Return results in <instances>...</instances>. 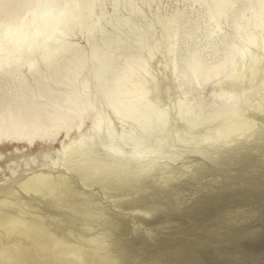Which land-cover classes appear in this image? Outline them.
<instances>
[{
  "label": "bare ground",
  "instance_id": "bare-ground-1",
  "mask_svg": "<svg viewBox=\"0 0 264 264\" xmlns=\"http://www.w3.org/2000/svg\"><path fill=\"white\" fill-rule=\"evenodd\" d=\"M229 1L214 0L210 14L227 13ZM255 1L236 18V34L249 38L242 73L233 70V55L208 64L197 50L178 53L177 27L166 44L175 55L172 79L141 55L133 57L142 72L131 61L119 67L93 44L94 64L108 68H99L94 84L83 81L79 91L90 57L75 50L52 75L68 87L53 106L26 102L0 111V264H126V216L110 207L148 216L177 191L171 182L205 170L207 160L227 165L239 153L264 152V39L247 26L262 25L264 0ZM92 6L93 0H0L13 42L0 50L53 55L72 26L89 27ZM103 42L118 44L111 36ZM218 77L226 78L217 82L222 91L208 96L221 102L202 92L189 96ZM193 153L199 154L185 161Z\"/></svg>",
  "mask_w": 264,
  "mask_h": 264
},
{
  "label": "rangeland",
  "instance_id": "rangeland-1",
  "mask_svg": "<svg viewBox=\"0 0 264 264\" xmlns=\"http://www.w3.org/2000/svg\"><path fill=\"white\" fill-rule=\"evenodd\" d=\"M251 2L256 1L230 0L223 4L227 13L212 16L214 0H93L89 27L80 30L72 26L70 34L58 39L64 46L55 54L45 56L42 49L11 53L0 50V111L8 107L16 110L26 102L29 107L36 103L53 106L55 95L68 87L52 75L75 50L90 57L79 79V91L85 81L94 84L99 68L106 72L108 68L94 64L92 55H98L91 53L93 44L116 62L118 59L119 67L131 61L135 64L133 71L142 72L133 57L141 55L159 76L172 79L175 55L166 44L177 27L178 53L189 55L197 50L208 64L233 55V70L242 73L250 60V52H242L249 38L245 32L244 38L236 34V18ZM10 18L9 14L0 13V45L13 47L6 36ZM247 26L255 31L259 41L263 40L264 12L260 28L249 23ZM103 36H111L118 44L108 46ZM232 43L237 47L234 51L230 50ZM225 79L218 77L206 89L189 96L198 97L202 92L207 97L211 91L221 92L223 85L217 82ZM207 98L222 101L219 97ZM201 102L197 100L195 106ZM198 154H188L185 161H193ZM205 164V170L171 182L170 186H178L174 189L177 191L164 207L148 216L110 207L126 216L123 241L131 253L126 264H264V152L239 153L227 165L209 160ZM102 196L105 203L112 205Z\"/></svg>",
  "mask_w": 264,
  "mask_h": 264
}]
</instances>
